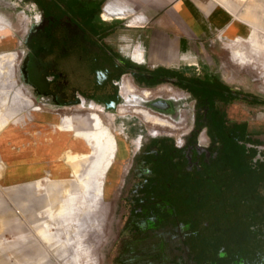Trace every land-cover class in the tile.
I'll use <instances>...</instances> for the list:
<instances>
[{
	"label": "rangeland",
	"instance_id": "1",
	"mask_svg": "<svg viewBox=\"0 0 264 264\" xmlns=\"http://www.w3.org/2000/svg\"><path fill=\"white\" fill-rule=\"evenodd\" d=\"M206 1L224 8L242 27L232 37L210 30L203 48L209 67L244 95L243 102L232 99V112L246 121L214 112L217 94L210 98V136L218 158L206 169L210 179L204 188H190V199L176 212L193 230L205 222V230L193 233L195 243L227 249L253 236L247 229L258 178L251 165L255 152L248 147L253 143L250 134L262 130L249 128L264 121V0ZM31 15L0 8V133L9 126L29 129L30 144L38 149L36 160L45 169L28 181L15 182L0 161V264H138L123 249L137 235L127 224L133 155L153 128L157 137L179 143L193 125L194 102L185 93L174 95L169 86H158L152 99H172L174 107L167 113L171 121L141 108L150 93L135 92L129 82L121 88L127 103L113 112L91 104L86 115L80 106L59 109L51 101H40L17 78L16 54ZM229 100L220 101L225 105ZM44 115L57 118L49 125ZM170 178L175 184L181 179L177 174ZM212 196L218 198L214 203ZM177 239L174 235V242Z\"/></svg>",
	"mask_w": 264,
	"mask_h": 264
},
{
	"label": "flooded vegetation",
	"instance_id": "2",
	"mask_svg": "<svg viewBox=\"0 0 264 264\" xmlns=\"http://www.w3.org/2000/svg\"><path fill=\"white\" fill-rule=\"evenodd\" d=\"M109 2L0 0V8L5 11L14 13L17 9L25 17L32 14V23L16 54L18 81L40 101H51L59 109L80 106L86 115L91 104L111 112L123 102L126 104L121 91L124 82H129L139 94L150 93L147 101L140 102L141 108L169 120L167 113L172 111L173 101L152 99L157 87L167 85L174 95H188L194 102L193 125L182 133L180 142L172 137H157L159 132L153 128L150 138L140 141L133 155L134 179L126 195L127 224L137 230V235L123 249L138 264H264V121L261 126L249 128H262L261 132L250 134L253 143L248 147L255 152L251 165L258 178L252 196L256 200L253 217L247 229L253 236L232 242L227 249L195 243L194 234L205 230V222L193 230L191 224L179 219L176 210L190 199V188H204L210 179L204 174L218 158V152L210 136L214 119L209 115L208 104L217 94L214 112L232 118L226 111L232 101V88L210 67H151L106 49L102 44L104 25L120 20L116 13L108 16ZM190 86L199 92V97ZM238 96L244 99V95ZM220 100L229 102L224 105ZM245 102L253 105L252 99ZM199 135L204 138L199 140ZM172 174L180 175L178 183L171 181ZM217 199L212 196L211 201ZM174 235L178 238L175 242Z\"/></svg>",
	"mask_w": 264,
	"mask_h": 264
},
{
	"label": "crops",
	"instance_id": "3",
	"mask_svg": "<svg viewBox=\"0 0 264 264\" xmlns=\"http://www.w3.org/2000/svg\"><path fill=\"white\" fill-rule=\"evenodd\" d=\"M107 10L108 16L116 13L120 20L104 25L105 48L151 67H209L203 48L209 31L218 30L227 37L242 31L224 8L206 0H110ZM232 92V99L243 102L236 89ZM226 111L233 119H246L233 116L232 101ZM56 118L44 115L42 119L51 125ZM30 136L29 129L12 126L0 133V161L9 167L10 181H28L45 169L36 160L38 149L30 144Z\"/></svg>",
	"mask_w": 264,
	"mask_h": 264
},
{
	"label": "bare ground",
	"instance_id": "4",
	"mask_svg": "<svg viewBox=\"0 0 264 264\" xmlns=\"http://www.w3.org/2000/svg\"><path fill=\"white\" fill-rule=\"evenodd\" d=\"M9 34V33H8ZM3 37V36H2ZM10 37V36H9ZM9 112V111H8ZM2 113V112H1ZM13 123V122H12ZM66 125V124H65ZM72 126V125H71ZM52 130V129H51ZM60 130V129H59ZM84 132V131H83ZM64 133V132H63ZM62 133V134H63ZM67 133V132H66ZM65 134V133H64ZM65 136V135H64ZM78 136V135H77ZM63 137V136H62ZM49 138V137H48ZM58 140V139H57ZM70 141V140H69ZM51 142V141H50ZM81 142V141H80ZM55 143V142H54ZM68 143V142H67ZM83 143V142H82ZM76 147V146H75ZM88 150V149H87ZM75 157V156H74Z\"/></svg>",
	"mask_w": 264,
	"mask_h": 264
},
{
	"label": "water",
	"instance_id": "5",
	"mask_svg": "<svg viewBox=\"0 0 264 264\" xmlns=\"http://www.w3.org/2000/svg\"><path fill=\"white\" fill-rule=\"evenodd\" d=\"M160 102V101H159ZM162 102H165V101H162ZM152 106H153V104H152ZM155 106V105H154Z\"/></svg>",
	"mask_w": 264,
	"mask_h": 264
}]
</instances>
